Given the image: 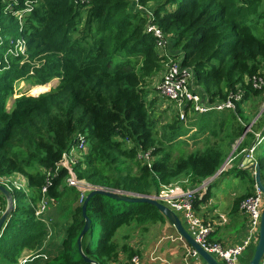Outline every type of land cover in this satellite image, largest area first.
<instances>
[{"label":"trees","instance_id":"obj_1","mask_svg":"<svg viewBox=\"0 0 264 264\" xmlns=\"http://www.w3.org/2000/svg\"><path fill=\"white\" fill-rule=\"evenodd\" d=\"M10 1L15 11L24 10L27 2L33 11L25 16L20 32L18 19L5 13L7 3L0 0L4 40L0 43V176L23 175L31 194H15L16 210L0 235V258L4 264H16L25 249L35 251L43 245L46 225L36 218L35 207L47 185L46 172L52 171L47 197L58 202L56 216L68 224L54 258L34 264H90L78 248L85 225L82 205L78 204L80 194L68 186L67 170L56 172L63 155L75 144L77 135L86 136L87 154L74 168L77 177L99 188L141 196L158 194L181 177L187 178L190 187L213 177L246 130L241 123L247 121L241 105L237 113L195 114L197 120L189 129L164 127L174 130L170 144L188 137L194 129L200 134L208 131L211 135L207 138L216 139L204 151L173 160L172 153L156 139L148 87L158 74L164 76L165 63L171 58L192 69L197 86L211 102L225 101L240 85L242 102L258 96L262 90L246 85V79L264 74V0H136L143 8L151 7L152 17L142 10L130 11L131 0ZM148 25L163 31L169 40L167 50L158 48ZM18 37L26 40L28 59L22 64L21 57H10L7 66L4 56L9 40ZM54 79L60 81L54 91L40 96L23 94L15 99L12 109L7 108L16 82L25 81L43 90ZM61 92L65 103L60 100ZM43 112H50L43 127L26 129ZM22 129L34 134L27 141L34 153L20 160L18 154L6 152L14 149L15 136ZM254 142V133H247L234 157L244 160L243 151ZM148 152L153 158L151 167L139 159L141 153ZM130 162L137 167L136 172L129 167ZM256 162L264 180V148ZM208 196L196 201L195 207ZM21 198L28 199V208L19 204ZM244 199L235 201L234 210ZM87 215L91 227L82 239V249L88 259L99 264L117 262L115 236L121 227L167 221L150 204L126 203L102 195L90 200ZM250 248L247 264L255 251V246ZM123 251L128 252L131 262L135 253L127 246Z\"/></svg>","mask_w":264,"mask_h":264},{"label":"built area","instance_id":"obj_2","mask_svg":"<svg viewBox=\"0 0 264 264\" xmlns=\"http://www.w3.org/2000/svg\"><path fill=\"white\" fill-rule=\"evenodd\" d=\"M88 2L90 0H82ZM5 13H12L17 19L20 26V32L24 28V18L33 11L32 4L27 2L24 10H13L12 3L10 0H4ZM147 31L153 33L157 38V45L160 50H165L167 47L168 39L163 31L156 26L148 25ZM3 42L0 29V43ZM28 56V48L26 40L23 37L11 38L9 40V47L4 56V62L7 66L10 65V57L25 58ZM246 85H251L255 90H264V74L256 75L250 79H246ZM39 87V86H36ZM160 96L170 103H174L177 108V116L181 122H185L186 117L189 113L205 114L211 111H232L237 113L238 104H241L244 98V90L240 85L236 92H230L228 98L225 101L211 102L209 98L200 93L201 88L197 86L194 73L192 69L183 67L180 60H174L169 58L165 63V72L162 83L158 89ZM45 94V93H44ZM33 96H40L42 94H31ZM205 99V100H204ZM252 132V126L246 128L241 142L245 139L247 133ZM264 139V135L257 134V143L249 149H245L243 153L246 154L245 159L254 161V152L258 145ZM88 141L86 136L79 134L76 138L75 144L72 146L69 152L65 153L58 163L56 172L61 169H65L68 172L66 182L69 187L75 188L79 194V204L83 205L87 196L99 187L93 186L85 180H80L75 171V166L83 160V157L87 154ZM237 150V149H236ZM235 150V151H236ZM139 159L143 163L148 164L151 167L152 156L151 153H141ZM232 159L218 171L213 177L204 180L194 190H182L180 188L165 187L160 193L155 194L158 201L170 208L185 224L187 232L191 235L194 241L200 245L207 253L211 254L220 264H239L241 256L251 247L256 246L258 239L255 236H259L261 227V218L264 209V194L258 188L257 194L247 197L240 203V211L248 219L249 236L240 244L235 246H224L223 244L212 241L211 234L213 232V226L210 222H207L201 217L195 207L196 201L203 200L204 196L209 190L210 183L227 169V166L232 162ZM240 167H245V164L241 163ZM55 172V173H56ZM47 185L42 188V198L35 207V216L38 220L42 221L50 229V221L45 219V215L48 211L49 205L54 200L47 197L48 186L50 184V178L53 176L52 171H47ZM0 186L6 188L14 197V205L17 207V201L15 199L16 193H23L27 195L29 193L28 180L21 174H13L11 176H0ZM2 198L5 199L3 195ZM4 212L3 200L0 198V213ZM51 236L49 230L48 239ZM182 241L184 239L180 238ZM40 257L37 254H31L29 257L23 258L20 264H27L29 261ZM133 264H140L138 257H134L132 260ZM186 264H206L201 255L195 249H188ZM260 264H264V254L260 261Z\"/></svg>","mask_w":264,"mask_h":264},{"label":"rangeland","instance_id":"obj_3","mask_svg":"<svg viewBox=\"0 0 264 264\" xmlns=\"http://www.w3.org/2000/svg\"><path fill=\"white\" fill-rule=\"evenodd\" d=\"M149 6H153V3H151ZM129 10L133 11V12L142 10L144 13L149 14V16H151V17L153 15L151 7L150 8H143L137 4L136 0H131V6L129 7ZM3 42H4V40H3ZM168 44H169V40L167 43V47H168ZM165 50H167V48ZM27 59H28V57L23 58L22 64H24L27 61ZM162 80H163V76H162V73H160L155 78L152 79V81L150 82V86L148 87V90L150 91V93L148 94V106H149V109H150V112L152 115V119L154 120V123H155V129H156L155 131L157 134L156 139L159 143V146L161 145L162 147L167 149L170 153H172L173 160H176L180 156L184 157V156H187L188 154L193 153V152L204 151L208 146L213 145L214 142L216 141V139L211 138V140L209 141L207 138L211 135V133H209L207 131L205 133L200 134L199 132H195V130L190 132L188 137L180 138L177 142L170 144L169 139L171 138L172 132L174 130L169 129V128L164 129V127H170V126L174 125L175 127L177 126L178 128L181 127L182 129H189L192 127V125H191L192 122H195L197 120V118H196L197 116L195 115L196 113H189L186 117L185 122H181L180 118H178V116H177V108H176L175 104L170 103L166 99L162 98L158 92V89L162 83ZM59 85H60V81L58 79H54L53 81H51L48 84V86L45 89L42 90L40 88L34 87V85L31 83H27L25 81H18L15 83V94L8 101L7 108L12 109V106L15 102V99L17 97L22 96L23 94H26V93H28V94L33 93L35 95L44 94V93H47L51 90L54 91L55 89L58 88ZM200 93L203 95V97L206 98L203 90H201ZM60 100L63 103H65L64 92L60 93ZM243 103L244 102H242L241 105ZM54 107L57 109L56 106H54ZM257 109H258V107H257ZM49 113L50 112H43L41 115L35 117L34 120L29 124V126L26 129L30 128L32 131H34V130L42 128L44 125V121L46 120V117L49 115ZM256 113H255V109H254V112L252 113L251 117H248L247 121L243 120L244 122H242V123L244 125H247V122H249V124H256L257 123L256 129L262 130V134H263L264 133V112L262 110L259 111L257 113V116H256ZM253 118H254V120H253ZM178 119L180 122L178 121ZM26 129H22V130L17 131V134H16L14 142H13L14 149L6 152L9 155H12L13 153L18 154L20 160L28 158V157H30L29 155L34 153V151H33L34 147L32 146V144L28 145V142H27L29 137L33 136L34 134H31V132L27 131ZM256 129L253 128V130H256ZM263 148H264V139L258 145L257 153L262 154ZM232 152L233 151L227 152L228 157L225 160L224 164L227 162V160L230 157ZM232 157H233L232 162L229 164V166H227L228 170L223 172L221 175L217 176L210 183V185L208 187L210 194H211L212 201H214L213 207H216L219 209L224 208V206H223V205H225L224 201H229V200L236 198L237 196H240V195H242V196L237 197V199L242 198V197H244L246 199L247 197L253 196V195L257 194V192H259L258 187L256 186V183H253V181L255 180L256 171L254 169L252 171H250V170H246V171L244 170V172L241 171V170H243V168H239L240 157L236 159L234 157V154ZM256 157H257V155H256ZM256 157H255V161H256ZM129 167H131L133 169V171L136 172L137 167L134 165V163L130 162ZM27 171L35 172L36 170L28 169ZM184 178L182 181L187 180L186 177H184ZM263 183H264V180H263ZM187 184H188V181L186 182V185ZM171 187H172V185H171ZM197 187L198 186L190 187L187 190H194ZM209 191H208V193H209ZM19 204L20 205L22 204V205H24V207L28 208V202H27L26 198H21L19 201ZM78 204H79V201H78ZM232 206H234V203H232ZM239 210H240V206H239ZM204 211H207V209L201 210V208H199V210H198L199 215L200 216L202 215L203 218L207 214V213H204ZM50 214L52 215V217H56L55 208H53L51 210ZM59 221H58V225L56 226L58 238L60 236V233L62 231H64V227H65L64 225L67 224V220H65L64 218L60 219ZM245 221L248 224V220L246 219ZM207 222H209V221H207ZM151 224L152 223H150V225ZM147 225H149V224H147ZM132 227L137 228L138 226L133 225ZM134 228H132V230H134ZM128 229H130V227H128V226L121 227L118 230V232L115 236V239H117L120 234L127 232ZM58 231H60V232H58ZM247 234L249 236V228H248ZM258 237L259 236L256 235L255 240H256V238L258 239ZM58 238H57V240H58ZM98 238H99V229H97L95 231V241H94L95 246L97 244ZM256 246H257V244H256ZM256 246H255V248H256ZM252 250L253 249L250 248L248 251H246L245 256L250 255Z\"/></svg>","mask_w":264,"mask_h":264},{"label":"crops","instance_id":"obj_4","mask_svg":"<svg viewBox=\"0 0 264 264\" xmlns=\"http://www.w3.org/2000/svg\"><path fill=\"white\" fill-rule=\"evenodd\" d=\"M240 107H241L242 115H245V117L247 118L251 117L252 113L254 112V109H255V113L256 112L258 113L261 110L264 112V90L258 96H252L251 98H249ZM221 112H225V111H221ZM230 112L232 111H227L225 113H230ZM257 113H256V116H257ZM242 122L243 121H241V123ZM247 124H248L246 125L247 127L252 126V133H254L255 135V142H254V145H255V143L257 142L256 135L261 134L262 130L256 129L257 123L249 124V122H247ZM253 128L256 130H253ZM208 140L210 141L211 139L208 138ZM240 140H241V137L236 141V143L232 147L231 151H233L234 154L237 151L236 149H238L240 145ZM257 151H258V147L256 151L254 152V161H255L256 155L259 154L257 153ZM240 163L245 164V167H243V170L245 171L253 170L250 168V164L246 163L245 159L242 161H239V165ZM183 178L184 177H181L176 182H174L172 184V188L176 187L182 190H187L188 188H190V186L186 185V182L188 180L182 181ZM28 185H29V182H28ZM208 191H207V194L209 196L207 198V201H205L204 203H200L197 209L198 210L199 208H201V210L207 209V211H204V213H207L206 216L204 215L205 216L204 218L207 221H209L211 225L213 226L211 240L219 242L223 244L224 246H229V247L240 245L248 236L247 234L248 224L245 221L247 217L244 214H242V212L239 209L234 210V206H232V203L235 204L237 197H240L242 195L237 196L236 198H233L229 201H224L225 203V205H223L224 208L219 209V208L213 207L214 201H212L210 191L209 193ZM30 194H31V189L29 187V193L27 194V196L29 197ZM1 195L3 194L0 192V198L3 200L4 212H5L7 208V200L6 198L4 200V198H2ZM57 206H58V202L56 201L52 202L49 205L48 211L44 217L45 219L50 221V229H49L51 231L50 238L48 239L49 230H48V226L45 224L47 232H46L44 243L41 246V248L35 251L25 249L22 252L21 256L18 258V261L16 264H20V261L23 258L29 257L31 254H37V253L40 255V257L29 261L27 264H34L37 262H47L49 260H52L54 256L58 253L60 245H61V241L64 237L65 227L68 223L64 225L65 226L64 231L60 233V236H59L60 239H59L57 235L56 226L58 225V221L61 219V217H57V216L52 217V215L50 214L51 210L53 208L56 209ZM183 225L185 227L184 223ZM132 228L134 227H130V229H128L127 232L120 234L118 238L115 239V241L117 242L119 246V256H118L117 262H113L112 264H126V263L132 262V261L130 262L128 252L123 251V247L125 246H127L128 249L131 250V252L135 253V257L139 258L140 264H186L185 259H186L187 251L188 249H192V247L185 241V239L184 241L180 239L181 235L178 233L176 228L168 220L165 222H159V223H155L151 225L149 224L143 227L141 226L137 228L135 227L134 230H132ZM249 258H250V255L245 256V253H244L239 259V264H247ZM0 264H4L2 263L1 258H0Z\"/></svg>","mask_w":264,"mask_h":264},{"label":"water","instance_id":"obj_5","mask_svg":"<svg viewBox=\"0 0 264 264\" xmlns=\"http://www.w3.org/2000/svg\"><path fill=\"white\" fill-rule=\"evenodd\" d=\"M235 151V150H234ZM234 152L230 155L227 162L220 168L222 169L231 159ZM246 163L250 164L251 169H255V182L256 186L263 192L264 194V183L261 176V170L260 166L256 161H251L250 159H245ZM241 168V167H240ZM220 171V170H219ZM0 192L5 196L7 200V208L4 213H0V235L5 230L8 221L10 220L12 213L15 212L16 207L14 205V197L13 195L3 186H0ZM96 195H102L108 198H111L113 200L122 201L126 203H147L155 208H157L160 213H162L165 218L176 228L178 233L181 235L183 239L193 248L195 249L203 258V260L206 262V264H220L211 254L207 253L200 245H198L194 239L191 237V235L187 232L186 228L184 227L182 221L176 215L170 208H168L166 205L158 201L156 195H150V196H141L136 194H129V193H122L119 191H113L108 190L104 188H99L97 190L92 191L87 198L85 199L83 205H82V212L85 219V225L84 229L82 230L79 238H78V248L81 256L84 258V260L87 263L90 264H99L95 261H92L91 259H88L82 249V239L83 237L89 232L91 227V219L87 215V207L90 202V200L96 196ZM264 254V210L262 213L261 218V227L259 231V239L257 246L255 248L252 260L249 264H260V261L262 259V256Z\"/></svg>","mask_w":264,"mask_h":264}]
</instances>
